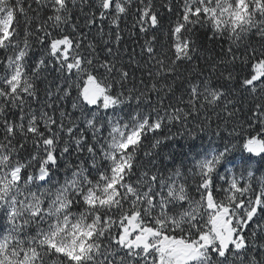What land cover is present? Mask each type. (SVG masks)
<instances>
[{
    "label": "snow or ice",
    "instance_id": "snow-or-ice-1",
    "mask_svg": "<svg viewBox=\"0 0 264 264\" xmlns=\"http://www.w3.org/2000/svg\"><path fill=\"white\" fill-rule=\"evenodd\" d=\"M261 163L264 0H0V264H264Z\"/></svg>",
    "mask_w": 264,
    "mask_h": 264
},
{
    "label": "trees",
    "instance_id": "trees-1",
    "mask_svg": "<svg viewBox=\"0 0 264 264\" xmlns=\"http://www.w3.org/2000/svg\"><path fill=\"white\" fill-rule=\"evenodd\" d=\"M125 40L122 41V46L124 47H136L137 45L135 44V38L131 37L128 33L127 30L125 33ZM94 36V34H93ZM93 36H89L90 39L93 38ZM209 47H211V44H208ZM39 55V53H37ZM208 117L211 121V128L212 130L215 129L216 124L219 122L217 120V117L215 113H208ZM201 120L204 119V117H200ZM175 131V129H173ZM161 135H167L166 131H162ZM225 136L227 135L226 133L224 134ZM171 144V147H165L164 149V154H167L168 152H174L177 155V160L176 163L180 164L183 162V164H189L191 159L195 157L196 153L203 151L204 149L208 148L210 145H219L221 143L219 138H216L209 133H201L199 137L195 141H186L183 137H177L176 141L174 142H169ZM187 153H191V155H186ZM256 176L253 177V184L255 186L257 179L264 175V163H261L259 165H256ZM59 176L63 175V172L58 174Z\"/></svg>",
    "mask_w": 264,
    "mask_h": 264
}]
</instances>
